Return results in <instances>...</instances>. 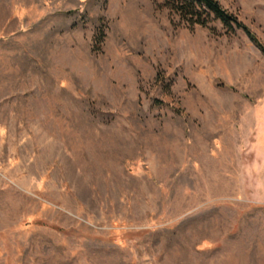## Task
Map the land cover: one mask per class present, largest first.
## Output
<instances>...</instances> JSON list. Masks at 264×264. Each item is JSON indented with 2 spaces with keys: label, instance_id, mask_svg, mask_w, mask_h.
Here are the masks:
<instances>
[{
  "label": "rangeland",
  "instance_id": "obj_1",
  "mask_svg": "<svg viewBox=\"0 0 264 264\" xmlns=\"http://www.w3.org/2000/svg\"><path fill=\"white\" fill-rule=\"evenodd\" d=\"M220 1L264 41V0ZM0 264H264L247 34L162 0H0Z\"/></svg>",
  "mask_w": 264,
  "mask_h": 264
},
{
  "label": "trees",
  "instance_id": "obj_2",
  "mask_svg": "<svg viewBox=\"0 0 264 264\" xmlns=\"http://www.w3.org/2000/svg\"><path fill=\"white\" fill-rule=\"evenodd\" d=\"M162 5L178 17L179 23L191 29L196 26H210L213 21L220 22L229 33L241 29L264 54V41L237 13L224 6L220 0H162ZM103 34L101 30L95 35V39L101 42Z\"/></svg>",
  "mask_w": 264,
  "mask_h": 264
}]
</instances>
